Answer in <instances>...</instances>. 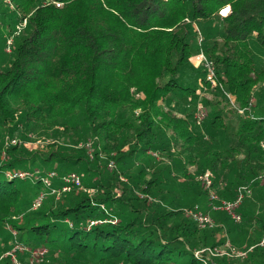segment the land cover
<instances>
[{
	"label": "trees",
	"instance_id": "obj_1",
	"mask_svg": "<svg viewBox=\"0 0 264 264\" xmlns=\"http://www.w3.org/2000/svg\"><path fill=\"white\" fill-rule=\"evenodd\" d=\"M0 26L12 38L10 60L0 65V229L11 230L7 238L0 234L3 251L16 237L30 249H46L43 264H231L230 256L210 262L206 251L196 253L222 245L217 235L241 239L260 228L246 258L264 264V247L254 245L264 237L256 210L264 204V0H0ZM201 54L202 68L193 62ZM211 86L225 104L220 109L218 102L201 126L186 102L198 104L200 91ZM175 104L188 114L179 116ZM41 137L54 139L53 151L41 161L24 156L19 142ZM96 138V149L122 154L128 147V157L154 151L181 165L186 154L198 174L214 175L216 187L226 182L222 200L252 188L237 211L241 222L210 210L217 226L200 229L187 210L205 193L189 206L186 188L169 203L144 170L139 182L128 174L133 188H114L84 147L74 148ZM51 162L57 167L50 172L94 171L97 194L74 190L57 200L40 180ZM32 170L46 191L28 198L34 177L13 175ZM183 174L190 194L199 182L186 169ZM0 260L12 264L10 256Z\"/></svg>",
	"mask_w": 264,
	"mask_h": 264
},
{
	"label": "rangeland",
	"instance_id": "obj_2",
	"mask_svg": "<svg viewBox=\"0 0 264 264\" xmlns=\"http://www.w3.org/2000/svg\"><path fill=\"white\" fill-rule=\"evenodd\" d=\"M1 6L3 8H5V4H1ZM10 21L9 20H5L4 21V25L9 28ZM8 31V32H7ZM10 30L9 29H4V27L1 28L0 26V65H4L7 64V62H9L10 60V56L9 54L11 53V48H9V46L12 43V38H10ZM193 62L198 66L201 67L204 66L203 65V55H198L193 59ZM204 68V67H203ZM205 70L210 71L211 68L207 65V63L205 64ZM210 76V75H209ZM206 78L208 80H210V77ZM121 81L124 84H130V80L128 78H122ZM132 86V85H131ZM217 90H215V86H211L210 88H203L200 91V100L198 104H195L194 101H187L186 104L190 105V108H188V113H193L195 110L194 115H192V120H196V116L198 114V112H203L205 113V118L199 123V125H204L205 122H210L212 120V117L214 115V108H217L216 105H218V102H221L219 104V107L221 109V107L224 106L225 101L222 102L224 100L223 97L221 96H216V94H218V92H216ZM233 100V99H232ZM209 102V103H207ZM254 104H257L256 101H254ZM173 107V106H172ZM174 112L179 111L177 104H175V107H173ZM188 113H184L182 111H179L178 115L179 116H186V114ZM243 112H241L242 114ZM43 140H39L37 142H32V140L28 141H21L20 146L25 148V153L23 154L26 157L32 158V157H37L39 158V160L41 161L42 158L47 157L49 155V153L51 151H53V148H48L49 143H52L54 141V139L52 138H47V137H41ZM47 140V141H45ZM97 141L98 139L96 138L95 140H88V143H90L91 145L88 146H82L80 143L78 144V146H75V143H69L68 145H74V148H76L77 150H80L79 148L84 147L83 149L86 150L87 154H88V158L90 160L91 166L92 167H96L97 164H100V167L102 169V175L106 176V178L108 179L109 182H111L114 185V188L117 187L116 184H119L118 186H120L119 188H124L126 187L125 185L128 184L130 186V188H133V185L131 184L130 180L128 179V174H130L133 178V180L139 182L138 180L139 177H144V176H140L142 173H140L141 170H144L146 173L145 176V180L146 181H151L154 178H156L157 181V190L159 189V191H162L163 195L166 196L167 201H169V203L172 202H177V198L176 197H181V192L184 191L183 189L188 188V190L191 191L192 187H188L187 185V181L184 180V178L189 179L188 177L184 176L183 172L184 169H186V172H188V174L192 177H195V179L197 180L198 185L196 186L195 190L193 192H191L189 194L188 190L186 189L185 194L186 196H188V200L190 201V204H188L189 206L192 205L193 202L198 201V194L197 193H205L200 197V203L198 204L201 207V210L204 211L205 213L207 212H211V208L213 207L214 203H211L209 196L206 195V190L204 188L203 183L200 181L199 177H203L205 175H209L212 180L215 179L214 175L211 172H207V173H202V174H198V165H194L193 162L191 161V157L190 156H186L183 158V164H178L180 159L178 158H174L173 160H170L167 157L161 156L158 153H155L154 151H148L145 153H137V156L134 157H128L129 154V149L128 147H126L125 149L122 150V154H120L117 150L114 149H108L109 152H104L102 150V147H98V149H96L97 146ZM68 143V141H67ZM64 144V139L60 140L59 142H57V148L58 145L62 146ZM58 150V149H55ZM99 152V157L95 158V153ZM76 153V152H75ZM121 155V157L119 158L118 154ZM4 159H6V156L3 157ZM122 158V159H121ZM85 161V160H84ZM126 162V164H124ZM111 163L114 164L113 167H111ZM190 163V164H189ZM40 166L37 164L36 168H39ZM57 165L55 162H51V164H48L46 166V173L44 176L47 175V173L49 174L51 170H53L54 168H56ZM82 170L81 166H76L73 167L72 170H70L69 173L71 172H77L81 175L82 177V182H83V187L81 189H72L70 192H73L74 190H77L79 192V195L81 194H85V195H89V196H94L97 194V189L95 188V184H99L100 183V177L96 174H94V171H90V172H80ZM35 170L33 171H29V173H34ZM58 177H56L55 179L52 180L54 187L56 189H61L64 185L63 181H62V177L65 175L63 172H61V170H58L57 172ZM116 174H120L119 179L114 180V178L116 177ZM126 174V175H125ZM177 177V179H179V182H170L169 180L173 181V176ZM38 178V175H35ZM35 176L33 178V183H36L35 180ZM30 178V177H29ZM31 181L27 182V186H28V198H33L35 197V193H44L46 191V188L43 186V184L41 182H39L38 184H33L30 183ZM186 183V184H185ZM220 184H218V186L216 187L218 190V195H219V190H222V192L225 191L226 189V182H219ZM221 184H224V187L221 188ZM21 188H24L21 184ZM119 188H116L119 190ZM182 189V190H181ZM47 190H50L47 188ZM246 190L248 192H250L248 195H246V197H251L253 195V189L252 188H246V187H242L240 189H238V193L239 191H243ZM69 192V193H70ZM53 195V194H52ZM62 195V194H61ZM220 197V196H219ZM245 197V198H246ZM57 198V197H56ZM221 198V197H220ZM165 199V200H166ZM58 200V198H57ZM157 198H155V196L152 195L149 196V203L150 204H154L157 201ZM186 200V198L184 199ZM62 201V200H61ZM57 203L52 204L53 207L56 206ZM169 206H171L170 204H168ZM256 207V206H254ZM105 209L107 210L108 207L107 205L105 206ZM192 209V208H191ZM190 209H188L187 211H189ZM257 210V214L258 217H262L264 218V204L262 207H260L259 205H257L256 207ZM214 214V213H213ZM212 214V215H213ZM189 217V216H188ZM258 217L256 218L258 220ZM190 218V217H189ZM225 220L226 223L229 225L231 224V221H227L228 217L225 216ZM232 225V224H231ZM216 226H217V222H216ZM230 227V225H229ZM215 228V227H214ZM213 229V228H211ZM2 229H0V234ZM11 232V230L9 231ZM9 232H7L6 234H2L5 238H7L9 236ZM13 232V231H12ZM260 233H263V230H258V234H256L255 236H252V234H250V231L248 233H246V235H244V237H242L241 239L239 238V234L235 233H226L224 235V237L217 235V241H220L222 245L218 246L215 249H209V247L207 248H203V250L198 251V253L200 254V252H204L206 251L207 253V259L211 262L212 259H220L223 258V256H230L229 262H231V264H251L247 261V252L249 251V245L254 243V239L258 238L259 240V235ZM14 234V233H12ZM258 235V236H257ZM14 236V235H13ZM223 238V239H222ZM261 239V238H260ZM264 239V237L260 240L257 241L254 245L257 246H261V242ZM224 240V241H223ZM3 240L0 237V253H2L3 255L0 256L1 259L4 257H11L12 260V264H43L47 258L45 259V261H43L42 263H37V262H32L31 261V257H32V252L39 250L37 248L34 249H30L26 246H24L23 244L18 242V239H16V237H14V241L11 243V246L8 250L3 251V248H5L4 243H1ZM224 242V244L222 243ZM17 247V248H16ZM264 247V246H261ZM254 246L252 248H250V251L253 250ZM17 251H20L21 254H23L24 258H19L17 256ZM246 253V255L244 256H239L241 254ZM229 254V255H227ZM15 256V257H14ZM246 258V259H245ZM1 261V260H0ZM247 262V263H246Z\"/></svg>",
	"mask_w": 264,
	"mask_h": 264
},
{
	"label": "built area",
	"instance_id": "obj_3",
	"mask_svg": "<svg viewBox=\"0 0 264 264\" xmlns=\"http://www.w3.org/2000/svg\"><path fill=\"white\" fill-rule=\"evenodd\" d=\"M60 6L59 4H57ZM207 65L211 68L210 70V80L214 77V72L212 63H207ZM205 118V113L198 112L196 116V122L199 124L203 119ZM15 143V141H14ZM91 145L90 143L86 144V146ZM111 167L114 166L113 163L110 165ZM14 177H20V178H33L34 175L31 173H15L13 175ZM58 177V174L56 172H50L46 176H43L40 178V180L44 183V186L48 189H50L51 193L56 195L57 198L61 196L62 193H68L74 188L81 189L83 187L82 177L80 174L76 172L67 173L62 177V181L64 183L63 187L61 189H56L54 187V184L52 182L53 179ZM200 181L203 183L204 188L206 190L207 195L209 196V199L211 203L213 204V207L211 210L213 211H222L227 213L232 217L233 220H235L237 223L241 222V216L238 214V209L242 205V202L246 195H248L250 192L243 190L239 191L238 196L235 200H222L218 195V190L216 186L214 185V182L212 178L209 175H205L203 177H199ZM224 187V184H221V188ZM45 198L44 194H41L38 198V200L34 204V208H37L40 206L41 202ZM188 216L198 225L200 229H211L216 227V222L211 216L210 213H205L201 210V207L199 205H196L193 209H190L187 211ZM112 222V221H111ZM100 223L99 221H88L89 226H93ZM261 246H264V239L262 240ZM17 248V247H16ZM48 254V251L46 249H40L32 252L31 261L42 263L45 260L46 255ZM198 256L199 253H196ZM229 255V254H227ZM246 253H242L239 256H244ZM15 257V256H14Z\"/></svg>",
	"mask_w": 264,
	"mask_h": 264
},
{
	"label": "snow or ice",
	"instance_id": "obj_4",
	"mask_svg": "<svg viewBox=\"0 0 264 264\" xmlns=\"http://www.w3.org/2000/svg\"><path fill=\"white\" fill-rule=\"evenodd\" d=\"M228 11H229V10L226 8V9L224 10V13L227 14Z\"/></svg>",
	"mask_w": 264,
	"mask_h": 264
},
{
	"label": "clouds",
	"instance_id": "obj_5",
	"mask_svg": "<svg viewBox=\"0 0 264 264\" xmlns=\"http://www.w3.org/2000/svg\"><path fill=\"white\" fill-rule=\"evenodd\" d=\"M228 10H229V9H228ZM223 12H224V11H223ZM223 12H222V13H223ZM223 15H224V14H223ZM225 15H226V14H225Z\"/></svg>",
	"mask_w": 264,
	"mask_h": 264
}]
</instances>
